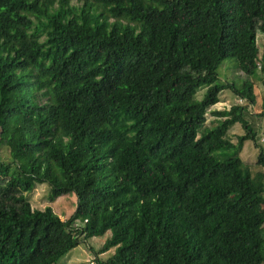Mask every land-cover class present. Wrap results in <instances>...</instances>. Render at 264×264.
I'll return each instance as SVG.
<instances>
[{
  "label": "trees",
  "instance_id": "trees-1",
  "mask_svg": "<svg viewBox=\"0 0 264 264\" xmlns=\"http://www.w3.org/2000/svg\"><path fill=\"white\" fill-rule=\"evenodd\" d=\"M90 1L107 13L0 0V144L13 160L0 159V264H57L79 234L108 230L98 254L115 253L99 264H259L264 187L238 154L257 141L253 82L218 83L217 67L231 56L246 77L264 72V0ZM110 16L140 20L139 32L108 31ZM223 89L244 103L199 133ZM40 182L75 194L69 218L32 209L24 193Z\"/></svg>",
  "mask_w": 264,
  "mask_h": 264
},
{
  "label": "rangeland",
  "instance_id": "rangeland-1",
  "mask_svg": "<svg viewBox=\"0 0 264 264\" xmlns=\"http://www.w3.org/2000/svg\"><path fill=\"white\" fill-rule=\"evenodd\" d=\"M69 5L73 8V13H80L81 10H85L90 17L98 18L102 12L107 13V8L101 4L94 3L90 0H81L77 3L76 0H70ZM54 7L51 8V12L54 11ZM108 26V31L111 29V25L115 24L119 30L129 29L135 34L140 30L141 21L134 20L129 17L114 18L109 17L105 21ZM94 24V23H93ZM41 40L44 39V32L41 34ZM256 42L258 47V57H261L264 49V33L260 30L256 31ZM261 65V61L258 63ZM262 69L246 77L236 66V62L231 56L225 57L217 67V73L219 75L218 83L229 81L241 86L246 80L253 82V92L255 96V102H248V110L246 119L249 121L252 129L256 135V143L252 140H246L242 148L238 151L241 159L249 165V171L252 178L263 185L264 187V166L258 162V155L260 148L264 151V118L258 115L260 110L261 101L264 97V72ZM206 88L204 86L197 89L196 97L200 99ZM243 104L244 100L236 96L229 89H223L219 93V101L210 106L206 110V123L199 129V133L209 130L216 126L220 119H223V115L217 113L224 109H229L233 104ZM246 131L241 123L237 122L228 131V137L231 141L237 142L239 135L245 134ZM212 155L225 158L234 154V149L231 146L215 149L211 152ZM0 159L6 163H12L13 160L9 156L5 145L0 144ZM25 197L29 201L32 209H43L45 206L52 207L53 211L62 219L65 220L72 215L76 207V196L74 193L61 194L59 196H53L51 193V187L47 182L36 183L34 187L25 192ZM264 198V191L262 194ZM260 210L264 211V204H260ZM83 223L79 220L74 222V227H80ZM110 236V231H106L102 235L93 236L88 239H84L82 234H79L80 242L77 246L70 249L64 256H62L57 264H99L96 258L102 261H106L111 258L115 253V248L111 247L108 250L99 253L105 240ZM262 248L264 257V224L261 226ZM259 264H264V260Z\"/></svg>",
  "mask_w": 264,
  "mask_h": 264
},
{
  "label": "clouds",
  "instance_id": "clouds-1",
  "mask_svg": "<svg viewBox=\"0 0 264 264\" xmlns=\"http://www.w3.org/2000/svg\"><path fill=\"white\" fill-rule=\"evenodd\" d=\"M91 264H93V263L91 262Z\"/></svg>",
  "mask_w": 264,
  "mask_h": 264
}]
</instances>
